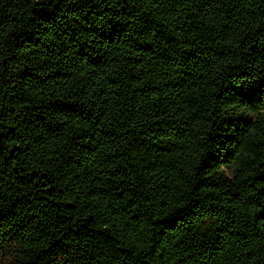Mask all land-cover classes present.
I'll return each mask as SVG.
<instances>
[{
  "label": "trees",
  "instance_id": "trees-1",
  "mask_svg": "<svg viewBox=\"0 0 264 264\" xmlns=\"http://www.w3.org/2000/svg\"><path fill=\"white\" fill-rule=\"evenodd\" d=\"M0 264H264V0H0Z\"/></svg>",
  "mask_w": 264,
  "mask_h": 264
}]
</instances>
